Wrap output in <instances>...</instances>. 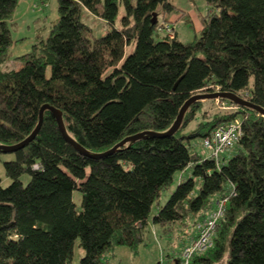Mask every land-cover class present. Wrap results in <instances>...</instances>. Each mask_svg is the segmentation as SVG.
<instances>
[{
  "label": "trees",
  "instance_id": "16d2710c",
  "mask_svg": "<svg viewBox=\"0 0 264 264\" xmlns=\"http://www.w3.org/2000/svg\"><path fill=\"white\" fill-rule=\"evenodd\" d=\"M204 1L198 34L181 41L160 29L180 10L173 0H56L48 34L16 57V69L0 75V144L27 137L45 103L61 111L69 136L91 153L138 132H165L194 94L230 92L264 109V0ZM16 4L0 0V60L13 42ZM119 4L124 14L115 26ZM82 11L103 20L105 34L95 36ZM219 99L233 108L188 130L198 99L172 134H147L98 158L78 152L44 110L28 144L0 150L10 179L2 186L0 178V264H71L76 239L84 251L78 264H106L116 244L136 251L153 205L151 222L160 235L180 240L164 264H182L196 225L223 198L212 246L189 264H264V115ZM235 118L241 135L217 159L194 149L196 138L204 150L202 139ZM6 154L12 156L3 159ZM185 170L161 205V192Z\"/></svg>",
  "mask_w": 264,
  "mask_h": 264
},
{
  "label": "rangeland",
  "instance_id": "374dc122",
  "mask_svg": "<svg viewBox=\"0 0 264 264\" xmlns=\"http://www.w3.org/2000/svg\"><path fill=\"white\" fill-rule=\"evenodd\" d=\"M173 3L180 9L178 13L173 12L168 15V22L162 24L161 31H166L167 28L169 34L176 33L181 41H190L198 34L200 28V16L204 15L207 10V6L204 0H173ZM188 14V17L184 14ZM124 14V7L122 4L118 6V13L115 18V26H120L121 16ZM179 14V16H178ZM57 14V2L56 0H17V4L11 16V21L14 23L11 25V38L13 40L9 54L4 59L0 60V75L12 71L17 68L19 61L17 56L30 50L32 43L38 40L42 36L48 34V30L53 21L56 20ZM187 18V20H185ZM81 19L88 24L95 36L103 35L109 28V26L101 19L95 17L87 11H82ZM166 25V26H165ZM165 27V28H164ZM174 27V28H173ZM134 48V43L129 45L126 52H131ZM252 78H250V82ZM222 107L220 99L209 100L204 98L200 102V109L196 113L195 119L187 127L191 128L198 121L212 116L214 113L219 112ZM201 118V119H200ZM194 149L198 152L206 151L202 150L200 145V139L196 138L194 141ZM231 151L224 153V156L230 155ZM12 155H2L3 159L10 158ZM179 171L175 172L171 185L163 190L160 195L159 203L162 205L168 199L170 193L175 189L178 183V177L181 176ZM184 175L182 178H184ZM0 178L1 185L5 186L10 182V179L5 175L2 161H0ZM22 181L28 180L27 175L21 177ZM77 191L73 192V199L80 207L81 199L79 198ZM156 207L153 205L148 215V222L144 231L143 240L138 244L136 251H133L126 245L116 244L110 253L105 254L106 264H164V259L167 258V254L172 253L179 248L180 240L174 239L166 240L164 235H160V230L157 225L151 222L152 215L154 214ZM84 253L83 249L79 247L78 240L76 239L73 247L71 264H78L80 256Z\"/></svg>",
  "mask_w": 264,
  "mask_h": 264
},
{
  "label": "built area",
  "instance_id": "2783aa9c",
  "mask_svg": "<svg viewBox=\"0 0 264 264\" xmlns=\"http://www.w3.org/2000/svg\"><path fill=\"white\" fill-rule=\"evenodd\" d=\"M222 109H231L229 105L220 101ZM240 120L235 118L227 122L218 124L213 128L211 133L202 139V146L209 157L217 159L226 149L232 147L241 135ZM226 198L216 201L215 208L208 213L205 221L196 225L198 233L195 238L191 239L181 251L180 257L182 264H189L193 254H199L212 246L217 222L223 217Z\"/></svg>",
  "mask_w": 264,
  "mask_h": 264
},
{
  "label": "water",
  "instance_id": "95a60500",
  "mask_svg": "<svg viewBox=\"0 0 264 264\" xmlns=\"http://www.w3.org/2000/svg\"><path fill=\"white\" fill-rule=\"evenodd\" d=\"M152 19L153 22H155V13H153L152 15ZM204 98H209V99H228L230 101H232L233 103L240 105V106H247L250 108H253L255 110H257L258 112L262 113L264 115V109L258 105L252 104L251 102H249L248 100L240 97L237 94L234 93H230V92H223V91H215V92H211V93H198V94H194L192 96H190L188 99H186L184 101V103L182 104V106L180 107L178 114L175 118V120L173 121V123L171 124V126L163 133H155L152 131H142V132H138L136 134L133 135H129L124 137L122 140H120L119 142H117L116 144H114L111 148L99 152V153H91L89 152L87 149H85L83 146H81L77 141H75L71 136H69V134L66 131L64 122H63V118H62V113L59 109L55 108L52 105L49 104H43L40 109H39V113H38V121L36 126L34 127V129L31 131V133L25 137L23 140L14 143V144H0V150L2 152H13L16 151L22 147H24L26 144H28L29 141H31L35 135L37 134L39 127L41 125L42 122V117H43V111L44 110H49L51 112V114L53 115V117L55 118V121L57 123V127L60 131V133L62 134L63 138L69 142L78 152H80L83 155H87L90 157H94V158H98V157H104L110 153H112L113 151H115L118 147L122 146L124 143L128 142V141H134L135 139L138 138H142L145 137V135L147 134H151V135H170L173 132H175L178 127L180 126L184 113L186 111V109L188 108V106L193 103L194 101L198 100V99H204Z\"/></svg>",
  "mask_w": 264,
  "mask_h": 264
},
{
  "label": "crops",
  "instance_id": "0c3cea01",
  "mask_svg": "<svg viewBox=\"0 0 264 264\" xmlns=\"http://www.w3.org/2000/svg\"><path fill=\"white\" fill-rule=\"evenodd\" d=\"M186 172H187V171L185 170V172H184V173L186 174ZM184 173H180V174H181V176H180V177H178V182H179V181L182 179V176L184 175ZM180 174H179V175H180Z\"/></svg>",
  "mask_w": 264,
  "mask_h": 264
}]
</instances>
